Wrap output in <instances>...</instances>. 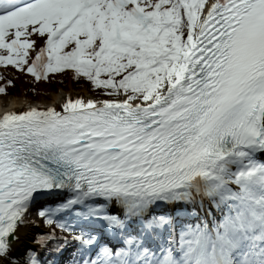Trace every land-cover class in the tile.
Returning <instances> with one entry per match:
<instances>
[{
  "label": "snow or ice",
  "instance_id": "1",
  "mask_svg": "<svg viewBox=\"0 0 264 264\" xmlns=\"http://www.w3.org/2000/svg\"><path fill=\"white\" fill-rule=\"evenodd\" d=\"M9 65L111 98L0 115V264H264V0H0Z\"/></svg>",
  "mask_w": 264,
  "mask_h": 264
},
{
  "label": "trees",
  "instance_id": "2",
  "mask_svg": "<svg viewBox=\"0 0 264 264\" xmlns=\"http://www.w3.org/2000/svg\"><path fill=\"white\" fill-rule=\"evenodd\" d=\"M33 54V50L31 49L30 50V57L32 56ZM1 67L3 66H0V73H4L6 75V78H11V79H14L12 78L11 76H9L8 74H6L5 72H3L1 70ZM27 67V66H25ZM17 70V69H15ZM17 74L18 76H22L24 78V84L20 83L19 80L15 81V83L13 85H8V92H17V93H21L22 91V88H20V85H23V89L27 92H30V94L33 96V97H37V95L39 94L40 92V86H43L45 88H48L50 87V89H53V90H57V87L58 86H63L65 88L68 87V78L71 79V82H72V85L74 87H86L89 92H98V89L95 88V86L93 85V83L91 81H88L86 77H75L74 75V70H66L65 73L63 74H60V73H50L49 74V79L48 80H40V81H37L35 80V78L32 76V74L30 73H27L26 71H19L17 70ZM102 78H106V74H102ZM117 79H119V76L117 77ZM6 83V80L5 81H0V84H4ZM33 89H35V91H33ZM105 90V89H104ZM59 228H57V232H59Z\"/></svg>",
  "mask_w": 264,
  "mask_h": 264
},
{
  "label": "rangeland",
  "instance_id": "3",
  "mask_svg": "<svg viewBox=\"0 0 264 264\" xmlns=\"http://www.w3.org/2000/svg\"><path fill=\"white\" fill-rule=\"evenodd\" d=\"M12 74L13 75H11V76H14L15 78H17L16 75H15V73H12ZM17 79L19 80L20 83H22V84L25 83L23 81L24 78L22 76L18 77ZM68 83H69L68 90H66V91L59 89V90H57L55 92L52 91L49 94H46V93H44L45 90L42 89L43 94H46V97L43 98L40 95L38 98H36V100L43 101V102L46 101L47 104H50L53 101V98L55 97V95H57V94H59L61 92L65 93V94H68V93H70V91H75V92H78L79 91V90H74L71 87L72 86V82H71V79L70 78H68ZM20 88H23V85H20ZM43 88H45V87H43ZM48 89H50V87H48ZM80 91H84V90H80ZM10 93H13V92H10ZM24 94H27L26 91L24 93H17V92H15L14 94L0 95V99H12V100L15 99L16 101H18L20 103V102H22L24 100V96H27V95H24ZM108 98H111V97H100V96L94 97V99H97V100H103V99H108ZM1 105H3V104H1ZM37 213H38V209L37 208H33L32 209V215L29 217V219H40V223L43 226V220L38 217V214ZM40 230L41 229H33L32 231H40Z\"/></svg>",
  "mask_w": 264,
  "mask_h": 264
},
{
  "label": "bare ground",
  "instance_id": "4",
  "mask_svg": "<svg viewBox=\"0 0 264 264\" xmlns=\"http://www.w3.org/2000/svg\"><path fill=\"white\" fill-rule=\"evenodd\" d=\"M76 98V97H81V98H92L85 90L84 91H70V93L65 94L63 92L55 95L53 98V101L49 106H57L58 108L62 105V103L65 101L66 98L68 97ZM3 104L5 107L0 106V115L4 114L8 110H14L16 107L20 106L19 102L16 101L15 99H0V105ZM33 229H30L29 231H32Z\"/></svg>",
  "mask_w": 264,
  "mask_h": 264
}]
</instances>
